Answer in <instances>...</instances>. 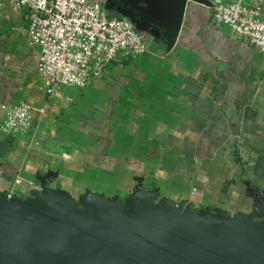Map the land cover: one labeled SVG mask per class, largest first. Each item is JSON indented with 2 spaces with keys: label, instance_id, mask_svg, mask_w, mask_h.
Returning <instances> with one entry per match:
<instances>
[{
  "label": "crops",
  "instance_id": "1",
  "mask_svg": "<svg viewBox=\"0 0 264 264\" xmlns=\"http://www.w3.org/2000/svg\"><path fill=\"white\" fill-rule=\"evenodd\" d=\"M209 1H188L171 49L162 30L149 29L145 53L51 97L24 13L5 3L0 192L21 177L13 196L35 205L53 196L74 211L141 203L163 214L264 226V54L217 24ZM22 102L33 107L32 130L3 131L2 105Z\"/></svg>",
  "mask_w": 264,
  "mask_h": 264
},
{
  "label": "water",
  "instance_id": "2",
  "mask_svg": "<svg viewBox=\"0 0 264 264\" xmlns=\"http://www.w3.org/2000/svg\"><path fill=\"white\" fill-rule=\"evenodd\" d=\"M188 1L115 0L125 12L115 15L136 14L138 23L131 20L144 32L162 30L171 49ZM49 200L40 206L0 192V264H264V226L209 213L163 214L141 203L122 209L97 202L89 212Z\"/></svg>",
  "mask_w": 264,
  "mask_h": 264
},
{
  "label": "built area",
  "instance_id": "3",
  "mask_svg": "<svg viewBox=\"0 0 264 264\" xmlns=\"http://www.w3.org/2000/svg\"><path fill=\"white\" fill-rule=\"evenodd\" d=\"M23 12L31 43L39 48L37 71L47 97L65 87L86 88L116 60L147 51L145 32L129 18L112 14L105 0H0ZM212 17L237 41L264 54V0H211ZM1 129L28 134L34 125L29 103L3 104ZM40 110L45 112L44 107ZM21 177L9 191L13 196Z\"/></svg>",
  "mask_w": 264,
  "mask_h": 264
},
{
  "label": "rangeland",
  "instance_id": "4",
  "mask_svg": "<svg viewBox=\"0 0 264 264\" xmlns=\"http://www.w3.org/2000/svg\"><path fill=\"white\" fill-rule=\"evenodd\" d=\"M107 2V0L105 1V6L108 8V10H110L111 11V13L112 14H115V12L116 13H123L124 11H122V10H119V11H116L117 9V7L119 8L120 7V5H117L116 4V2H115V0H108V2ZM117 6H115V5ZM125 13V12H124ZM126 15H128L134 22H136V23H138L137 22V16H136V14H132L131 12H126Z\"/></svg>",
  "mask_w": 264,
  "mask_h": 264
},
{
  "label": "trees",
  "instance_id": "5",
  "mask_svg": "<svg viewBox=\"0 0 264 264\" xmlns=\"http://www.w3.org/2000/svg\"><path fill=\"white\" fill-rule=\"evenodd\" d=\"M140 30L144 31L143 29L139 28Z\"/></svg>",
  "mask_w": 264,
  "mask_h": 264
}]
</instances>
